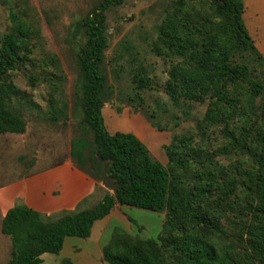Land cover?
<instances>
[{
    "label": "trees",
    "instance_id": "obj_1",
    "mask_svg": "<svg viewBox=\"0 0 264 264\" xmlns=\"http://www.w3.org/2000/svg\"><path fill=\"white\" fill-rule=\"evenodd\" d=\"M123 1L101 0L74 27V35L84 30L87 36L77 54L81 123L91 130L92 165L103 166L112 193L93 207L53 220L22 205L10 208L1 224V232L12 244L6 264H40L42 254L59 253L65 237L87 238L93 223L115 205L164 212V220L156 239L136 238L114 228L102 249L107 264H264V76L256 75L246 63L233 61L245 53L261 59L243 23L242 2L209 0L210 27L197 34L184 28V16L174 11L158 35L162 57L168 60L164 90L173 103L209 98L205 119L212 124L231 120L232 113L245 111L259 100L257 132L249 148L252 169L239 184L234 179L223 181L216 170H198L201 156L186 139L165 147L169 159L165 167L134 133L107 132L101 113L105 77L99 73L107 46L104 13ZM8 20V31L0 41V135L26 130L22 116L11 108V101L24 92L12 83L10 74L28 59L33 36L30 24L18 12L11 9ZM132 83L138 89L151 85L141 74L133 76ZM50 120L66 122L67 115L63 112L61 119L53 115ZM189 174L191 180L186 182L183 177ZM238 186L249 211L230 229L221 222L219 206Z\"/></svg>",
    "mask_w": 264,
    "mask_h": 264
},
{
    "label": "rangeland",
    "instance_id": "obj_2",
    "mask_svg": "<svg viewBox=\"0 0 264 264\" xmlns=\"http://www.w3.org/2000/svg\"><path fill=\"white\" fill-rule=\"evenodd\" d=\"M239 1L244 7L243 23L261 59L245 53L237 54L233 61L248 64L256 75L262 77L264 0ZM100 2L7 0L0 3V41L8 31L11 9L25 18L33 30L28 59L10 74L12 83L24 92L21 98L11 101V108L22 116L26 130L21 135H0V167L7 174L26 172L28 168L42 170L61 162L62 157L68 155L72 131L78 132V141H72L74 153L84 148L88 157L92 149V135L91 130L81 123V75L77 61V54L87 36L84 30L74 35V27ZM210 10L209 0H124L120 5L107 9L104 13L107 46L99 67V73L105 77L101 113L108 133H134L165 167L169 163L165 147L186 139L201 156L198 170L202 171L205 167L216 170L223 181L234 179L240 184L245 180V173L252 169L249 148L253 147L257 132L255 107L259 100L252 101L245 111L232 113L231 120L210 124L205 116L212 100L206 98L196 102L181 100L173 103L164 90L168 79V60L162 57L159 48L158 35L162 23L172 12H180L184 21L188 22L182 21L184 28L197 34L199 30L210 27L207 21L211 16ZM136 74L148 77L151 85L145 89L136 88L132 83ZM61 112L67 115L66 122L50 120L53 115L61 119ZM244 140L245 147H242L240 144ZM36 151L38 157L32 164ZM48 151L50 153L47 154ZM92 167V175L102 182L101 185H95L94 190L73 208L41 214L53 220L63 213L93 207L100 201L98 196L112 193V183L103 176V166L94 163ZM183 178L190 182L191 175ZM220 204L219 210L223 212L221 222L230 229L235 228L249 211V204L239 186ZM124 210L131 219L133 237L157 238L164 212L133 207H125ZM113 223L118 228H125V221L115 219ZM2 236L11 243L9 236L3 233Z\"/></svg>",
    "mask_w": 264,
    "mask_h": 264
},
{
    "label": "crops",
    "instance_id": "obj_3",
    "mask_svg": "<svg viewBox=\"0 0 264 264\" xmlns=\"http://www.w3.org/2000/svg\"><path fill=\"white\" fill-rule=\"evenodd\" d=\"M69 141L68 155L62 157L63 160L56 165L42 170L28 168L26 172L14 174H7L0 167V264H6L10 260L12 249L11 243L2 236L1 222L6 212L16 203L40 214H51L60 209L73 208L94 190L95 185L102 184L92 175L93 150L89 151L88 157L84 148L74 153L72 141H78L76 131H72ZM36 156L38 157L37 151L32 164L37 159ZM99 198L101 200L102 197L98 196ZM125 207L127 206L115 205L107 216L95 221L87 238L65 237L59 253L42 254L40 264H107L103 260L102 249L108 243L112 230L117 227L113 221H125V228L121 229L132 235L131 219L126 216Z\"/></svg>",
    "mask_w": 264,
    "mask_h": 264
}]
</instances>
